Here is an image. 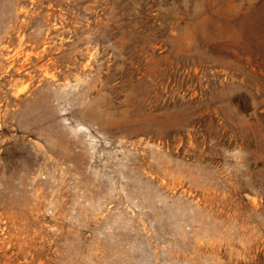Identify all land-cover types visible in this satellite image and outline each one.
Masks as SVG:
<instances>
[{
    "label": "rangeland",
    "instance_id": "obj_1",
    "mask_svg": "<svg viewBox=\"0 0 264 264\" xmlns=\"http://www.w3.org/2000/svg\"><path fill=\"white\" fill-rule=\"evenodd\" d=\"M0 264H264V0H0Z\"/></svg>",
    "mask_w": 264,
    "mask_h": 264
}]
</instances>
